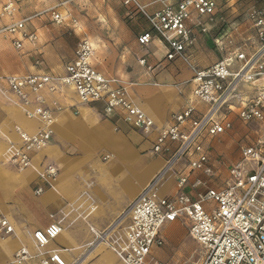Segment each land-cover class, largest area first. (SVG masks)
Instances as JSON below:
<instances>
[{"label":"built area","instance_id":"obj_1","mask_svg":"<svg viewBox=\"0 0 264 264\" xmlns=\"http://www.w3.org/2000/svg\"><path fill=\"white\" fill-rule=\"evenodd\" d=\"M20 1L5 0L0 17L13 18ZM122 2L139 11L150 25L138 37L139 43L148 51L154 37L159 38L168 48L166 59H181L191 67L195 87L184 109L172 116V123L155 139L153 152L165 159L164 167L109 227L94 230L93 247L107 245L125 264H171L155 251L165 245L163 228L181 222L203 247L199 264H264V0H251L245 14L253 35L234 47L229 39L231 29L220 32L215 43L226 55L205 68L194 65L190 48L195 44L196 31L208 33L225 21L216 0H154L161 7L153 12L141 0ZM51 12L55 23L65 22L61 13ZM25 23L26 20L15 21L3 29L4 33L21 34V39L14 40L17 49L23 48V40L36 43L39 38L36 32L26 31ZM95 54L93 43L82 38L63 75L0 77L7 85L0 91L14 95L25 106L33 104L32 98L36 97V107L26 114L43 124L35 133L17 127L20 142L14 145L9 162L18 171L33 168L34 156L52 142L56 118L45 106L42 92L46 90L71 88L82 104L101 103L106 116L120 114L144 132L154 129L153 119L130 99L126 86L94 66ZM140 63L145 65L146 59ZM37 64H42L41 59ZM235 119L246 125L255 123L260 129L253 142L241 147L228 177L217 182L221 177L210 141L232 131ZM172 174L177 192L161 195V187ZM38 175L42 184L35 192L41 195L53 187L60 168L44 161ZM13 232L11 222L0 218V236ZM61 232V221L34 231L39 255H45L44 249ZM30 256L22 248L9 264H25ZM52 263L68 264L58 251L42 258V264Z\"/></svg>","mask_w":264,"mask_h":264},{"label":"crops","instance_id":"obj_2","mask_svg":"<svg viewBox=\"0 0 264 264\" xmlns=\"http://www.w3.org/2000/svg\"><path fill=\"white\" fill-rule=\"evenodd\" d=\"M1 1L3 5L5 0ZM43 1L21 0L18 13L13 18H3L5 23L0 33L5 37H0L1 78L36 73L63 75L66 65L74 59L75 48L82 38L77 40L76 33L74 35L66 27L67 17L62 3L49 7L65 17L62 24L53 21L52 12L34 13L35 8H45ZM141 1L151 12L161 7L154 0ZM177 1L170 0L171 3ZM216 1L220 7L225 4L222 11L227 8L229 16L234 18L240 6L248 7L251 0H244L245 4L243 1L237 4L235 0ZM102 2L98 0L99 4ZM137 13L142 20L132 21L136 32L129 30L132 45L127 50V67L122 65L120 72H110L102 65L107 60L106 50L98 38L93 37V41L85 38L93 43L96 50L94 66L108 78L122 82L130 99L153 119L155 127L150 132L138 129L120 114L106 116L101 103L82 104L71 88L56 92L46 90L42 92L45 106L56 118L53 139L46 149L34 156V167L20 172L9 162L14 145L20 142L17 127L35 133L43 124L26 114L27 110L36 107V97L32 98L33 104L25 106L14 95L0 91V218L8 219L14 226L13 233L0 236V264H9L22 248L31 255L25 264H42V258L49 257L52 251H58L68 264L76 261H80L78 264H125L107 245L93 247L94 230L109 227L164 167L165 159L153 152L155 139L163 128L172 123V116L184 109L195 87L191 67L181 59H166L168 48L159 38L154 37L148 51L139 43L138 37L148 31L150 25L139 11ZM19 20H26L28 33L36 32L39 36L36 43L23 40L22 49L14 45V40L21 39L20 33L3 32L6 25ZM120 21L124 29L125 21ZM246 25L247 36H237L240 33L238 29L235 32L237 37L230 34L234 47L253 35L251 26L247 22ZM81 28L77 24L71 30ZM208 34L196 31L195 44L190 48L193 63L198 68L208 67L226 55L217 45L216 51L210 53ZM143 58L146 59L145 65L140 63ZM39 59L41 65L37 64ZM0 88H7L4 79L0 80ZM236 122L246 125L235 119L232 131L210 141L222 179L228 177L229 168L238 160L241 147L248 144L243 139L238 140V157L234 160L230 159L228 151L216 147V143L230 144L237 129ZM44 161L58 165L60 175L53 187L38 195L35 189L42 184L38 168ZM169 185L171 190L164 191L163 186ZM163 186L161 195H174L177 192L175 176H169ZM188 192L196 197L193 191ZM58 221H61L62 232L44 249L42 257L33 233Z\"/></svg>","mask_w":264,"mask_h":264},{"label":"rangeland","instance_id":"obj_3","mask_svg":"<svg viewBox=\"0 0 264 264\" xmlns=\"http://www.w3.org/2000/svg\"><path fill=\"white\" fill-rule=\"evenodd\" d=\"M102 3H98V0H44L45 8L40 10L35 8L34 13L49 14L54 8H49L57 4L62 3V9L65 10L67 17L66 25L67 28L75 35L76 39L88 37L93 41V37L100 40L102 47L105 51V60L102 65L113 73L120 72L121 66L127 65V50L130 49L131 44V32H136L135 26L132 21H141L140 15L137 11L131 7H126L121 0H102ZM244 0H235L237 4ZM245 4V2H244ZM225 4L221 5V8ZM2 7V1L0 0V10ZM115 11L114 15L111 9ZM248 7L247 5L240 6L238 14L232 18L227 13V8H224L225 21L220 22L209 32V49L212 50L210 53L216 51L215 38L223 30L231 29L230 33L236 36L237 29L240 33L237 36H247L248 26L246 25L245 14ZM41 14V15H42ZM113 15V16H111ZM118 19H114L115 17ZM139 18V19H138ZM125 21V28L122 29L121 21ZM5 20L0 17V30L3 27ZM81 25V30H71L73 25ZM128 29L125 31V29ZM236 32V33H235ZM134 34V33H133ZM211 35V36H210ZM236 36V37H237ZM0 37H5L3 33H0ZM19 54L18 51H16ZM127 55V56H126ZM127 67V66H126ZM240 126V127H239ZM235 136L231 137V142L228 145H222L216 143V147L224 149L229 152L230 159L234 160L238 157V140H244L251 143L257 137L259 131V125H243L236 122ZM234 135V134H233ZM226 176V175H224ZM222 178H219L217 182H221ZM164 191H170L171 185L163 186ZM125 211V210H124ZM123 211V212H124ZM165 233L166 242L165 245L156 249L158 257L162 260H167L171 264H199L203 256V247L196 242L188 233V229L185 224L178 222L166 225L163 228Z\"/></svg>","mask_w":264,"mask_h":264}]
</instances>
